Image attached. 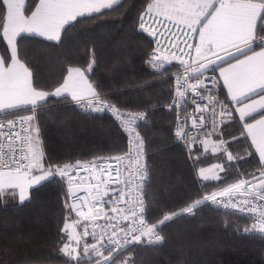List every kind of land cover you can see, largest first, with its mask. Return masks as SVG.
<instances>
[{
    "label": "snow or ice",
    "instance_id": "obj_1",
    "mask_svg": "<svg viewBox=\"0 0 264 264\" xmlns=\"http://www.w3.org/2000/svg\"><path fill=\"white\" fill-rule=\"evenodd\" d=\"M133 10L137 15L131 32L151 38L136 42L146 65L163 69L161 75L168 73L164 65L172 61H179L183 69L168 75L169 93L162 107L174 118L167 134L183 141L190 156L194 149L189 143L199 141L205 151L211 145L227 162L214 164L211 176L200 168L203 181H215L218 187L227 184L201 192L195 187L200 181L198 161L193 160L192 194L178 210L163 211L154 220L148 203L147 138L137 123L150 119L152 108L120 99L94 80L95 46L85 49L79 66L62 67L58 79L49 80L48 67L30 58L36 46L63 47L66 34L83 19L105 13L123 18ZM0 41L6 42L8 53L0 56V112L13 113L11 119L0 121V136L6 129L17 145L0 153V200L11 198L23 206L52 183L64 195L48 253L22 248L20 228L3 229L0 264H142L138 257L143 250L167 243L163 234L167 226L177 219H196L203 208L218 215L229 214L220 209L243 214L248 222L236 226L234 233L264 240V149L251 135L252 126L264 122V107L241 110L254 97H264V83L257 81L237 95L230 78V73L264 60V0H144L139 9L135 0H0ZM189 97L191 113L185 106ZM51 101L110 113L116 136L126 139V151L120 146V154L86 161L48 154L41 141L39 109ZM189 120L195 136H190ZM226 122L239 123L231 140L223 138L221 125ZM237 142H242V152L234 153L230 148ZM252 161L251 171L238 167ZM230 168L236 183H228ZM240 193L246 194L244 199ZM81 225L83 230L78 231Z\"/></svg>",
    "mask_w": 264,
    "mask_h": 264
},
{
    "label": "trees",
    "instance_id": "obj_2",
    "mask_svg": "<svg viewBox=\"0 0 264 264\" xmlns=\"http://www.w3.org/2000/svg\"><path fill=\"white\" fill-rule=\"evenodd\" d=\"M143 2L135 0L137 9ZM136 15L137 10H133L123 18L105 13L83 19L66 34L63 47L36 46L31 49L30 58L48 67L49 80L58 79L62 67L79 66L84 62L85 49L90 51L95 46L98 63L94 66V80L120 99L152 108L153 116L141 122L140 131L147 138L150 157L151 179L147 190L150 216L154 220L163 211L178 210L192 194L193 160L198 161L196 173L200 182L195 187L201 192H210L227 184L218 187L215 181H203L199 177L200 168L227 162L219 151H205L200 143L194 145L192 160L189 161L185 149L167 134L166 129L174 118L162 107L168 98V77H161L141 58L136 42L151 38L146 33L131 32ZM0 54H8L5 41H0ZM39 112L41 141L46 152L53 157L89 160L117 154L120 146L126 150V139L116 136L110 113H96L83 106L56 101L42 104ZM238 128V122H226L223 138L231 140ZM242 147V142H237L230 151L242 152ZM254 163H242L238 167L251 171ZM228 174V183L237 180L233 169L230 168ZM63 203V192L55 183L49 184L34 196L31 203L23 206L11 198L0 200V230L20 228L23 232L22 248L47 254V245L56 235ZM220 211L229 214L218 215L211 208H203L196 219H177L164 230L167 243L143 250L138 260L142 264H179L182 261L188 264H264V240L238 237L233 229L236 226L242 228L248 221L243 215Z\"/></svg>",
    "mask_w": 264,
    "mask_h": 264
},
{
    "label": "crops",
    "instance_id": "obj_3",
    "mask_svg": "<svg viewBox=\"0 0 264 264\" xmlns=\"http://www.w3.org/2000/svg\"><path fill=\"white\" fill-rule=\"evenodd\" d=\"M230 78L231 88L237 95L247 91L249 86L257 81L264 83V60L254 61L246 68L230 73ZM258 107H264V97H254L249 103L242 105L241 110L247 111ZM251 135L257 146L264 149V122L257 121L251 128Z\"/></svg>",
    "mask_w": 264,
    "mask_h": 264
},
{
    "label": "built area",
    "instance_id": "obj_4",
    "mask_svg": "<svg viewBox=\"0 0 264 264\" xmlns=\"http://www.w3.org/2000/svg\"><path fill=\"white\" fill-rule=\"evenodd\" d=\"M172 31H176V29H172ZM181 39H183V37H181ZM186 51H187V49H186ZM195 55V53L193 52V56ZM186 59H187V57H185ZM150 67V66H149ZM151 68V67H150ZM164 68H167L168 69V73L167 74H163V75H161V77H168V75H170V74H174V73H176V72H183V69L181 68V67H179V61H172L171 63H166L165 65H164ZM151 69H153V68H151ZM154 71H156L157 73H159V74H162L163 73V69H153ZM185 75H187V74H185ZM191 75H193V76H195L196 75V73L195 72H192L191 73ZM173 84H174V81L172 82ZM208 85L209 86H211V82L209 81L208 82ZM206 95H207V93H206ZM190 100H191V97H189V102L187 103V105H185L186 107H187V110H188V112L189 113H191L192 111H193V105L191 104V102H190ZM84 107V106H83ZM85 109H88L87 107H84ZM89 110V109H88ZM206 115L208 116V119H209V123L211 122V119H212V117H211V110H209L207 113H206ZM13 117V113H11V112H9V113H4V112H0V121H6L7 119H11ZM227 117H225V119H226ZM216 119H217V121H219V119H220V117L219 116H217L216 117ZM141 122H143V121H138L137 123L140 125L141 124ZM188 126H189V129H191V120H189V122H188ZM221 127H223L224 128V125H221ZM140 130V129H139ZM6 132H7V130L5 129V135L4 136H0V153H9V151H10V149L11 148H15V147H17V145L16 144H13L10 140H9V138L7 137V134H6ZM141 134H142V132H141ZM197 133H196V131L194 130V129H191V131H190V136H195ZM143 135V134H142ZM214 138V137H213ZM202 139H203V137H202ZM175 140V139H174ZM178 144H180L184 149H185V151H186V155H187V158H188V160L189 161H191L192 160V153H191V156L189 155V153H188V149L184 146V142L183 141H177V140H175ZM196 143H200L199 141H197ZM196 143H189V147H191V148H193L194 149V145L196 144ZM146 149H147V147H146ZM126 151V150H125ZM117 154H120V153H117ZM117 154H114V155H117ZM114 155H110V156H114ZM110 156H99V157H97V158H93V159H89V160H96V159H98V158H106V157H110ZM148 152L146 153V156H145V160H146V162L148 163ZM86 161V160H85ZM101 162H104L103 160H101ZM125 163H127V162H125ZM113 166H115V164H113ZM237 182V180L236 181H233V182H231V183H236ZM85 187H88L87 185H85ZM223 187H227V185H225V186H223ZM217 190H219V188L218 189H215V190H212V191H217ZM211 192V191H210ZM81 195H83L84 193L83 192H81L80 193ZM240 195V198L241 199H244L245 198V195L246 194H244V193H240L239 194ZM223 210H228V211H230V212H232V210L231 209H223ZM237 214H240V213H238L237 212ZM240 215H243V214H240ZM78 231H82L83 230V226L81 225L78 229H77Z\"/></svg>",
    "mask_w": 264,
    "mask_h": 264
},
{
    "label": "rangeland",
    "instance_id": "obj_5",
    "mask_svg": "<svg viewBox=\"0 0 264 264\" xmlns=\"http://www.w3.org/2000/svg\"><path fill=\"white\" fill-rule=\"evenodd\" d=\"M197 42H198V40H197ZM199 146L204 150V148H203V146L201 145V143L199 144ZM212 147H211V145L209 146V148L208 149H211ZM207 149V150H208ZM216 164V163H215ZM214 164H211V165H208V166H204V167H202V168H204L205 169V172H206V174H208L209 176H211L212 174H213V169H212V166H213Z\"/></svg>",
    "mask_w": 264,
    "mask_h": 264
}]
</instances>
